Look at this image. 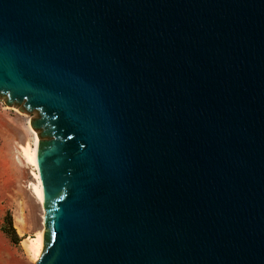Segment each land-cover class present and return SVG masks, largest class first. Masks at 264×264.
<instances>
[{"label": "water", "instance_id": "water-1", "mask_svg": "<svg viewBox=\"0 0 264 264\" xmlns=\"http://www.w3.org/2000/svg\"><path fill=\"white\" fill-rule=\"evenodd\" d=\"M0 99L34 264H264V0H0Z\"/></svg>", "mask_w": 264, "mask_h": 264}, {"label": "rangeland", "instance_id": "rangeland-1", "mask_svg": "<svg viewBox=\"0 0 264 264\" xmlns=\"http://www.w3.org/2000/svg\"><path fill=\"white\" fill-rule=\"evenodd\" d=\"M29 118L0 99V264H34L25 239L44 228L43 205L33 193L38 170L19 156L20 146L32 140ZM5 228L15 231L17 243Z\"/></svg>", "mask_w": 264, "mask_h": 264}, {"label": "bare ground", "instance_id": "bare-ground-1", "mask_svg": "<svg viewBox=\"0 0 264 264\" xmlns=\"http://www.w3.org/2000/svg\"><path fill=\"white\" fill-rule=\"evenodd\" d=\"M30 129V128H29ZM31 130V129H30ZM32 133V140L31 142H26V144L20 146L19 150V156L21 157L22 161L32 165L37 169V164H36V147H37V138L35 133L31 130ZM17 156L16 160L19 161L20 157ZM36 178H37V184L33 186V193L36 197V199L42 204V199H41V183L39 179V174L36 173ZM43 205V204H42ZM22 220V219H21ZM42 235L43 232L40 231L35 234V237H28L25 239L26 247L27 250L30 252V255H32L34 259V263L38 259L40 248H41V242H42Z\"/></svg>", "mask_w": 264, "mask_h": 264}, {"label": "trees", "instance_id": "trees-1", "mask_svg": "<svg viewBox=\"0 0 264 264\" xmlns=\"http://www.w3.org/2000/svg\"><path fill=\"white\" fill-rule=\"evenodd\" d=\"M4 233H6L9 236V239L11 240V242L13 243H17L18 242V237L15 233L14 230L11 229V231L8 228H5Z\"/></svg>", "mask_w": 264, "mask_h": 264}]
</instances>
